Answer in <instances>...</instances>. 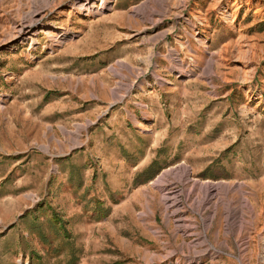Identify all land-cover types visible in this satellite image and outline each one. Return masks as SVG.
<instances>
[{
  "label": "rangeland",
  "instance_id": "374dc122",
  "mask_svg": "<svg viewBox=\"0 0 264 264\" xmlns=\"http://www.w3.org/2000/svg\"><path fill=\"white\" fill-rule=\"evenodd\" d=\"M75 2L0 0V264H264V0Z\"/></svg>",
  "mask_w": 264,
  "mask_h": 264
},
{
  "label": "bare ground",
  "instance_id": "6f19581e",
  "mask_svg": "<svg viewBox=\"0 0 264 264\" xmlns=\"http://www.w3.org/2000/svg\"><path fill=\"white\" fill-rule=\"evenodd\" d=\"M75 1L76 2L74 4H72L71 9H74V10L78 11L79 13L86 12L87 15H90V14L93 13V11H94V3H93V1L94 0H75ZM39 19H41V14H39V13L31 16V18L26 23V25L22 29H19L18 34L21 36V35H24L25 33H27L30 29L35 27V24L38 22ZM37 33H42V34L43 33H47L46 34L47 36H50V34H51L49 31H46V29L38 30L35 33L31 34V36L29 37L30 40H32L34 37H38ZM61 36L63 37L62 40L65 39L64 36H66V38H68L66 34L61 35ZM186 170L187 169H185V171ZM213 187L214 186H209L208 190H206V191L208 193H211V190L213 189Z\"/></svg>",
  "mask_w": 264,
  "mask_h": 264
},
{
  "label": "crops",
  "instance_id": "0c3cea01",
  "mask_svg": "<svg viewBox=\"0 0 264 264\" xmlns=\"http://www.w3.org/2000/svg\"><path fill=\"white\" fill-rule=\"evenodd\" d=\"M212 252L210 253V255L211 254H216L217 252H216V250L214 249V248H212V249H210ZM202 255H207L206 253H203ZM197 256V255H196Z\"/></svg>",
  "mask_w": 264,
  "mask_h": 264
}]
</instances>
